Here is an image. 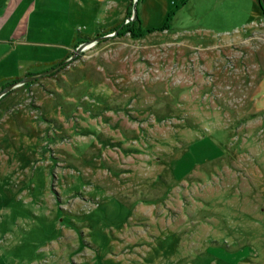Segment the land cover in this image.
Instances as JSON below:
<instances>
[{"label": "rangeland", "instance_id": "rangeland-1", "mask_svg": "<svg viewBox=\"0 0 264 264\" xmlns=\"http://www.w3.org/2000/svg\"><path fill=\"white\" fill-rule=\"evenodd\" d=\"M133 2L0 95V264H264V0Z\"/></svg>", "mask_w": 264, "mask_h": 264}, {"label": "crops", "instance_id": "crops-1", "mask_svg": "<svg viewBox=\"0 0 264 264\" xmlns=\"http://www.w3.org/2000/svg\"><path fill=\"white\" fill-rule=\"evenodd\" d=\"M102 3L90 0L87 7L82 0H0V84L64 59L76 43L96 33V38L107 36L103 29L120 20L127 5L116 16L112 10L99 19L96 11ZM89 18L94 26L83 27Z\"/></svg>", "mask_w": 264, "mask_h": 264}, {"label": "trees", "instance_id": "trees-1", "mask_svg": "<svg viewBox=\"0 0 264 264\" xmlns=\"http://www.w3.org/2000/svg\"><path fill=\"white\" fill-rule=\"evenodd\" d=\"M136 2H137V0H134V3H136ZM128 6H130L129 2H128L127 7L125 8L124 14L120 18V20H118L117 22H115L112 25L106 26L105 29H103V30H107L108 32H110L112 30H115V34L116 35H121V34L127 33L130 37L140 35L139 27H138V24L136 23L137 22V17H136L135 11H134L133 16L131 17V20L128 22V24L127 23H122V19L124 17L130 16V8ZM161 28H163V26H161ZM107 31H105V32H107ZM98 35H100V32L94 34L93 38H95ZM61 61H62V59H60V60H58V61H56L55 63H52V64H58ZM33 73H36V72L24 73V75L25 74H33ZM19 78H20V76L9 77L3 84H5V83L7 84V83H10V82H13V81H17V80H19ZM0 88H2V86H0Z\"/></svg>", "mask_w": 264, "mask_h": 264}, {"label": "water", "instance_id": "water-1", "mask_svg": "<svg viewBox=\"0 0 264 264\" xmlns=\"http://www.w3.org/2000/svg\"><path fill=\"white\" fill-rule=\"evenodd\" d=\"M134 3V2H133ZM133 14H134V6H133V4L131 3V6H130V18L133 16ZM85 43H87V41H81V42H79L78 44H77V46H75V51L77 52V51H79L80 49H82L83 48V46L85 45ZM61 63V62H60ZM59 64V63H58ZM58 64H56L55 66H53V67H50L49 69H46V70H43V71H40V72H36V73H33V74H31V75H28V76H22V77H20L19 78V80H17V81H22L23 79H28V78H31V77H34V76H36V75H38V74H46V73H48L49 71H51V70H53V69H55L57 66H58ZM17 81H13V82H10V83H7V85L6 86H4V87H2V88H0V95L2 94V93H4L6 90H8V89H10L15 83H17Z\"/></svg>", "mask_w": 264, "mask_h": 264}, {"label": "flooded vegetation", "instance_id": "flooded-vegetation-1", "mask_svg": "<svg viewBox=\"0 0 264 264\" xmlns=\"http://www.w3.org/2000/svg\"><path fill=\"white\" fill-rule=\"evenodd\" d=\"M69 53H70V52H69ZM55 65H56V64H51V65H48L46 68H50V67H53V66H55ZM58 68H59V67H58ZM55 70H57V68L53 69V70L51 71V73L54 72ZM51 73H50V74H51Z\"/></svg>", "mask_w": 264, "mask_h": 264}, {"label": "bare ground", "instance_id": "bare-ground-1", "mask_svg": "<svg viewBox=\"0 0 264 264\" xmlns=\"http://www.w3.org/2000/svg\"><path fill=\"white\" fill-rule=\"evenodd\" d=\"M88 45H87V43H85V45L83 46V48H85V47H87Z\"/></svg>", "mask_w": 264, "mask_h": 264}, {"label": "built area", "instance_id": "built-area-1", "mask_svg": "<svg viewBox=\"0 0 264 264\" xmlns=\"http://www.w3.org/2000/svg\"><path fill=\"white\" fill-rule=\"evenodd\" d=\"M109 33H110V32H109ZM109 33H108V34H109Z\"/></svg>", "mask_w": 264, "mask_h": 264}]
</instances>
